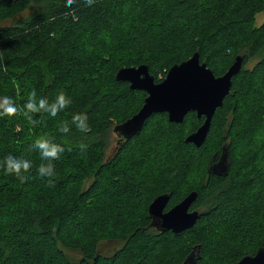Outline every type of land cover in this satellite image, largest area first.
I'll return each instance as SVG.
<instances>
[{"label": "trees", "instance_id": "obj_1", "mask_svg": "<svg viewBox=\"0 0 264 264\" xmlns=\"http://www.w3.org/2000/svg\"><path fill=\"white\" fill-rule=\"evenodd\" d=\"M263 11L264 0H0V105L7 97L18 109L7 115L0 107V264H182L194 245L196 264H232L264 246V226L250 221L256 212L264 220L257 205L264 202V20L256 24ZM196 51L215 75L243 57L205 141L184 142L203 116L191 111L174 123L158 112L129 139L113 131L106 157L110 126L136 113L146 96L116 80V71L146 64L158 82ZM32 91L37 102L51 104L62 92L70 103L56 116L29 113L32 124L23 114ZM77 114L86 116V131L72 122ZM63 123L68 133L60 132ZM41 136L64 148L58 159L43 160L32 148ZM223 148L228 173L216 175L208 170ZM201 149L202 175L183 190L187 172L171 184L189 151ZM9 155L30 161L25 182L4 171ZM49 162L54 176L42 177L38 198L29 200L30 179ZM260 162L256 181L241 182L240 173ZM88 176L92 182L80 190ZM190 191L197 192L191 208L200 213L192 227L173 233L149 225L154 197L169 194L168 209ZM249 210L242 246L225 224L240 223ZM101 240L122 244L105 255Z\"/></svg>", "mask_w": 264, "mask_h": 264}, {"label": "water", "instance_id": "obj_2", "mask_svg": "<svg viewBox=\"0 0 264 264\" xmlns=\"http://www.w3.org/2000/svg\"><path fill=\"white\" fill-rule=\"evenodd\" d=\"M242 63L243 57L237 55L223 74L215 75L204 61H200L196 51L188 59L173 64L158 82L154 81L146 64L119 68L114 75L115 79L128 82L132 90H143L146 96L138 111L116 124L113 131L119 138L129 139L141 130L146 119L154 113L165 112L169 121L181 123L192 111L198 118L203 116L204 120L185 137L184 142L199 147L209 132L215 110L230 93L232 77L240 71ZM208 171L216 175L228 173L226 148H223L219 161L211 165ZM196 196V191H190L167 209L170 195H157L148 205L151 219L149 225L162 232L173 233L192 227L200 217L197 210H190ZM199 247L194 245L182 264H196L195 254L199 253ZM232 264H264V246L259 247L254 254L245 255Z\"/></svg>", "mask_w": 264, "mask_h": 264}, {"label": "rangeland", "instance_id": "obj_3", "mask_svg": "<svg viewBox=\"0 0 264 264\" xmlns=\"http://www.w3.org/2000/svg\"><path fill=\"white\" fill-rule=\"evenodd\" d=\"M30 11H32V8H28V9L24 10L23 12L18 14L17 17L24 18L29 14ZM263 20H264V11L257 14L256 24L259 25ZM7 21L11 22L10 20H7ZM254 62H255V59L250 60L248 63V67H251L254 64ZM102 117H103V115H102ZM107 135H108V145L105 149V156L106 157H107V155L112 153V150L114 149V146H115L116 135L113 132V125L110 126ZM206 156H207V150L201 149L199 151H194V152L189 151L187 158L184 160L183 164L174 173L170 183L171 184L175 183L177 181V179L184 172H187L190 175L188 176V178L186 180H184L181 183V187H180L181 190L185 189L187 187V185H189V183L191 182L193 175H197V176L202 175L203 169H204V165H202V164H203V160H206ZM14 157L17 159H25L26 158L23 156H14ZM191 164L194 167V169L189 171L187 166L191 165ZM260 167H261V162H260L259 166L254 165V166L248 167L245 170H243L240 173L241 182L244 181L245 183H248L249 181L253 180L256 177V175L259 174ZM4 171L6 172L5 169H4ZM36 171H37V173H39L38 168ZM262 176H263V174H262ZM41 180H42V177L39 174H34V177L30 179V184L32 186V190L30 193L27 194V198L29 200L35 201L38 198V196H39L38 188H39ZM253 181H256V180H253ZM91 182H92L91 176H88L87 178H85L80 185V190L87 189V187L89 186V184ZM245 194H246L245 190H243L242 194L239 196V202H242L244 200ZM253 203H254V199L252 198L251 200H248V202H246V205L247 206L250 204L252 205ZM259 203H262L261 209L264 212V202L258 201L257 205H259ZM257 205H256V207H257ZM248 213H249V216H251L250 210H249L248 212H246L244 214V218L240 223H235V222L229 220L225 224V229L227 230L226 233L230 234V235H231V233L234 234V236H235L234 239L236 241L235 243L242 245V246L245 245L244 240H243V236L245 233V227L247 225V219L249 217ZM258 216H259V212H256L254 216H251L252 218L250 219V221L255 222V225L262 228L264 226V220H263V218L259 219ZM259 238H261V239L264 238V235L260 234ZM247 239H248V236L246 238V241H247ZM121 244H122L121 241L101 240L99 242V245H98V251L101 254L110 255L112 252H114L116 249H118ZM63 250L66 254H68L70 256L69 257L70 259H77L80 257V254L76 251L67 250V249H63Z\"/></svg>", "mask_w": 264, "mask_h": 264}, {"label": "clouds", "instance_id": "obj_4", "mask_svg": "<svg viewBox=\"0 0 264 264\" xmlns=\"http://www.w3.org/2000/svg\"><path fill=\"white\" fill-rule=\"evenodd\" d=\"M88 2L91 3V0H88ZM69 103L70 100L66 98L62 92L51 104H49L45 98H41L39 102H37L36 92L32 91L29 93L28 101L24 105V109H26V111H24L23 114L30 123L36 124L37 121L34 120L33 117L29 115V113H38L43 111L51 116H56L57 113L66 108ZM0 107L4 108L3 114L7 115H15L18 111V109L14 106V102L7 97L4 98L3 104L0 105ZM84 120H86V116L84 114H77L73 116L72 122L76 124L78 129L86 131L87 129L83 127ZM59 130L62 133H68L70 128L67 123H63ZM32 148L39 150L41 158L46 161L58 159L60 153L64 151V148L60 144L53 142L51 139L45 136H41L40 138L36 139L32 145ZM5 165L6 173L15 174L22 183L29 178L28 176L22 174L30 171L32 165L29 160L17 159L12 155H9L5 160ZM54 167V164L51 162L47 164L42 163L38 168L39 175L41 177L54 176Z\"/></svg>", "mask_w": 264, "mask_h": 264}, {"label": "flooded vegetation", "instance_id": "obj_5", "mask_svg": "<svg viewBox=\"0 0 264 264\" xmlns=\"http://www.w3.org/2000/svg\"><path fill=\"white\" fill-rule=\"evenodd\" d=\"M201 117H202V116H201ZM201 117H200V118H201ZM200 118H199V119H200ZM219 159H220V157H219L217 160H215L211 165L216 164V163L219 161ZM191 207H192V205H191ZM191 209H192V208H190V210H191ZM192 210H194V209H192ZM150 222H151V219H150Z\"/></svg>", "mask_w": 264, "mask_h": 264}]
</instances>
